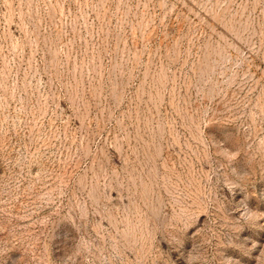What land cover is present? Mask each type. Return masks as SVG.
<instances>
[{"label": "rangeland", "instance_id": "374dc122", "mask_svg": "<svg viewBox=\"0 0 264 264\" xmlns=\"http://www.w3.org/2000/svg\"><path fill=\"white\" fill-rule=\"evenodd\" d=\"M0 264H264V0H0Z\"/></svg>", "mask_w": 264, "mask_h": 264}]
</instances>
